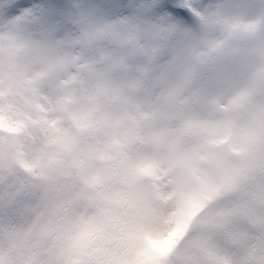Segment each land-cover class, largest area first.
Wrapping results in <instances>:
<instances>
[{"label":"rangeland","instance_id":"rangeland-1","mask_svg":"<svg viewBox=\"0 0 264 264\" xmlns=\"http://www.w3.org/2000/svg\"><path fill=\"white\" fill-rule=\"evenodd\" d=\"M82 2L97 10L101 22L114 24L111 34L84 49L73 38L69 49L64 86L81 97L76 112L87 127L73 131L91 146L86 164L114 171L133 153L151 163V172L136 180L127 235L108 241L105 251L134 257L147 237L167 242L168 254L150 252L141 257L144 264H193L223 254L207 241L214 218L264 193V145L247 132L234 139L222 131L223 118L229 124L243 120L247 101L264 104L257 85L264 71V0H186L195 8L188 20L175 17V28L167 10L145 7L124 21L127 13L114 12L113 0ZM131 2L141 7L153 0ZM257 39L260 50L252 48ZM201 50L208 56L200 63L194 54ZM171 116L178 118L173 128ZM11 163L16 175L5 170L0 179L44 183L15 159ZM62 167L77 171L70 157ZM14 230L19 239L0 236V249L12 244L19 258L28 259L38 238L27 224Z\"/></svg>","mask_w":264,"mask_h":264},{"label":"snow or ice","instance_id":"snow-or-ice-1","mask_svg":"<svg viewBox=\"0 0 264 264\" xmlns=\"http://www.w3.org/2000/svg\"><path fill=\"white\" fill-rule=\"evenodd\" d=\"M111 7L118 15L127 13L124 21L142 15L145 7L167 10L175 28V17L188 20L195 5L153 0L137 7L131 0H113ZM113 30L114 24L101 22L97 10L82 0H0V174L16 175L15 159L44 181L0 179V236L19 239L15 227L27 224L38 238L28 259L19 258L12 244L0 249V264H144L141 257L150 252L168 254L167 242L147 237L146 247L134 257L105 251L108 241L127 235L136 180L151 172V163L133 153L120 159L114 171L97 169L86 164L92 150L87 139L73 131L87 124L76 112L82 107L78 91L64 86L71 42L75 38L84 49ZM258 79L264 97V71ZM241 112L243 120L234 124L223 118L222 131L234 139L247 132L264 145V104L249 100ZM249 120L254 121L250 129ZM65 157L73 160L75 173L63 169ZM207 241L219 245L223 254L213 252L193 264H264V193L218 214Z\"/></svg>","mask_w":264,"mask_h":264},{"label":"bare ground","instance_id":"bare-ground-1","mask_svg":"<svg viewBox=\"0 0 264 264\" xmlns=\"http://www.w3.org/2000/svg\"><path fill=\"white\" fill-rule=\"evenodd\" d=\"M255 41V42H254ZM258 41H260V42H258ZM256 45V48H258L259 50L261 49V40L260 39H257V40H253V43H252V48H253V46H255ZM260 47V48H259ZM264 47V46H263ZM250 55L249 56H254V57H256L255 55H257V57H258V52L257 53H249ZM254 123V121H252V120H249L248 121V126H251L252 124Z\"/></svg>","mask_w":264,"mask_h":264},{"label":"water","instance_id":"water-1","mask_svg":"<svg viewBox=\"0 0 264 264\" xmlns=\"http://www.w3.org/2000/svg\"><path fill=\"white\" fill-rule=\"evenodd\" d=\"M205 52H197L196 55H195V58L197 60H204L205 59ZM260 86H261V83H260ZM171 126H175V119L174 118H171Z\"/></svg>","mask_w":264,"mask_h":264}]
</instances>
